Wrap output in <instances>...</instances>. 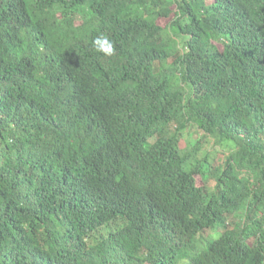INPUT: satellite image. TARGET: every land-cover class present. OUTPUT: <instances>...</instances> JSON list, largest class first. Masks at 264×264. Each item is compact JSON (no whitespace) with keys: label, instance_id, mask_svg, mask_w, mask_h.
Here are the masks:
<instances>
[{"label":"trees","instance_id":"16d2710c","mask_svg":"<svg viewBox=\"0 0 264 264\" xmlns=\"http://www.w3.org/2000/svg\"><path fill=\"white\" fill-rule=\"evenodd\" d=\"M0 264H264V0H0Z\"/></svg>","mask_w":264,"mask_h":264},{"label":"rangeland","instance_id":"374dc122","mask_svg":"<svg viewBox=\"0 0 264 264\" xmlns=\"http://www.w3.org/2000/svg\"><path fill=\"white\" fill-rule=\"evenodd\" d=\"M208 2H210V0H208ZM184 140L185 143L187 142L189 145H194V143L200 141L207 149L210 158H214L216 161L223 159L224 150L220 146L215 145L213 140H208L209 143H206L207 139L203 138L201 133L195 128H191V130L185 133Z\"/></svg>","mask_w":264,"mask_h":264},{"label":"clouds","instance_id":"9594fccd","mask_svg":"<svg viewBox=\"0 0 264 264\" xmlns=\"http://www.w3.org/2000/svg\"><path fill=\"white\" fill-rule=\"evenodd\" d=\"M93 46L97 52L102 53L104 56L110 57L116 54L115 43L104 34L94 39Z\"/></svg>","mask_w":264,"mask_h":264},{"label":"bare ground","instance_id":"6f19581e","mask_svg":"<svg viewBox=\"0 0 264 264\" xmlns=\"http://www.w3.org/2000/svg\"><path fill=\"white\" fill-rule=\"evenodd\" d=\"M56 64V63H55ZM182 125V124H181ZM188 126V125H187ZM192 126V125H191ZM178 131V130H177ZM168 132V131H167ZM172 218V217H171ZM189 219V218H188Z\"/></svg>","mask_w":264,"mask_h":264}]
</instances>
